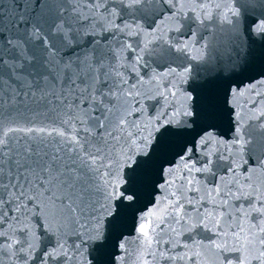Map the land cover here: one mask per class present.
Masks as SVG:
<instances>
[{
    "label": "snow or ice",
    "instance_id": "snow-or-ice-1",
    "mask_svg": "<svg viewBox=\"0 0 264 264\" xmlns=\"http://www.w3.org/2000/svg\"><path fill=\"white\" fill-rule=\"evenodd\" d=\"M237 3L0 0V264H264V111L245 101L243 123V90L216 84L248 57ZM216 21L231 38L192 55ZM252 31L264 37V16ZM153 99L166 106L149 112ZM142 161L159 178L146 193ZM121 204L135 206L134 257Z\"/></svg>",
    "mask_w": 264,
    "mask_h": 264
},
{
    "label": "water",
    "instance_id": "water-1",
    "mask_svg": "<svg viewBox=\"0 0 264 264\" xmlns=\"http://www.w3.org/2000/svg\"><path fill=\"white\" fill-rule=\"evenodd\" d=\"M5 3H7V0H5ZM48 243V241H43L42 242V246L44 245V244H47ZM92 254V256H93V252L91 253ZM93 264H94V261H93Z\"/></svg>",
    "mask_w": 264,
    "mask_h": 264
}]
</instances>
